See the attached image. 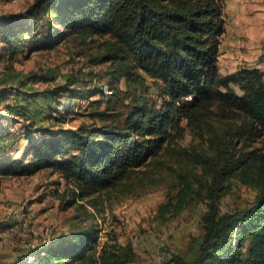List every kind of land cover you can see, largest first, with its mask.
<instances>
[{"label":"trees","instance_id":"trees-1","mask_svg":"<svg viewBox=\"0 0 264 264\" xmlns=\"http://www.w3.org/2000/svg\"><path fill=\"white\" fill-rule=\"evenodd\" d=\"M223 4L224 0H35L21 14L0 16V32L8 38H19L26 30L38 38L32 29L48 24L42 47L51 46L62 34L84 42L94 35L107 36L98 60L114 65L113 83L124 78L132 98L122 117L121 110L112 108L113 97L122 90L115 84L111 92L100 90L101 96L89 101L86 114L92 121L76 129L38 125L28 118V139L38 132L53 137L32 142L25 150L34 151L27 164L24 158L0 163V174L49 168L72 184L73 197L67 201L72 204L77 198L156 184L166 178L168 168L177 190L159 205V214H177L197 199L207 204L197 253L192 259L176 254L174 264H264V152L251 148L264 135V68L220 71ZM24 19L27 28L21 26ZM147 78L163 95L160 106L146 94ZM76 79L71 74L50 92L59 96L72 90ZM183 119L199 137L197 144L179 146ZM234 179L255 189L254 200L222 211L220 199ZM98 239L94 223L77 221L65 239L56 238L41 255L37 251L32 263L137 264L130 242L106 240L98 249Z\"/></svg>","mask_w":264,"mask_h":264},{"label":"rangeland","instance_id":"rangeland-1","mask_svg":"<svg viewBox=\"0 0 264 264\" xmlns=\"http://www.w3.org/2000/svg\"><path fill=\"white\" fill-rule=\"evenodd\" d=\"M35 0H0V16L23 13ZM48 15L43 19L47 22ZM29 27L26 19L21 22ZM48 24L35 27L19 38H8L0 32V163L24 158L31 162L32 142L53 135L38 132L34 139L26 136L30 120L38 125L78 128L91 122L86 114L89 101L111 92L117 85L122 91L113 97L112 108L127 115L132 100L124 78L113 83L114 65L100 61L107 36L94 35L84 42L74 35L62 34L51 46H39L45 39ZM264 0H224L223 24L219 35L218 66L222 73L243 67L264 68ZM76 76L72 90L59 96L50 91ZM146 94L158 106L163 103L157 84L146 80ZM75 90V91H74ZM75 94V96H72ZM105 107V103L101 108ZM29 118V119H28ZM179 146L199 142L186 120ZM31 126V125H30ZM264 152V135L251 144ZM71 152H74L72 150ZM182 154V152H180ZM172 162L178 166V162ZM184 164L191 165L187 161ZM156 184L133 191L103 192L77 198L68 204L72 184L58 172L44 168L33 173L0 174V264H33L36 252L71 232L77 221L94 223L99 229L97 248L106 241L130 242L137 254V264H174L173 256L192 259L197 253L204 231L202 214L205 201L197 199L179 213L159 214V205L176 193L172 173ZM255 189L234 179L232 188L220 199L222 211L242 208L254 200Z\"/></svg>","mask_w":264,"mask_h":264}]
</instances>
